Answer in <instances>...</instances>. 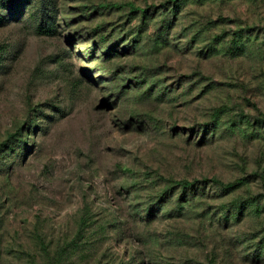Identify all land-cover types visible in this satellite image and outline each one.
<instances>
[{"label": "rangeland", "instance_id": "374dc122", "mask_svg": "<svg viewBox=\"0 0 264 264\" xmlns=\"http://www.w3.org/2000/svg\"><path fill=\"white\" fill-rule=\"evenodd\" d=\"M0 264H264V0H0Z\"/></svg>", "mask_w": 264, "mask_h": 264}, {"label": "trees", "instance_id": "16d2710c", "mask_svg": "<svg viewBox=\"0 0 264 264\" xmlns=\"http://www.w3.org/2000/svg\"><path fill=\"white\" fill-rule=\"evenodd\" d=\"M39 28H42V26L39 25ZM179 185L183 189L191 188L192 187V183L191 182H188V181H181V182H179ZM227 187H229V186H226L225 188H227Z\"/></svg>", "mask_w": 264, "mask_h": 264}]
</instances>
